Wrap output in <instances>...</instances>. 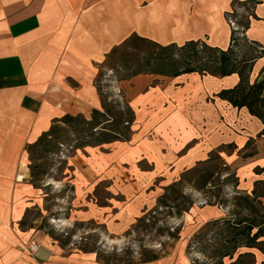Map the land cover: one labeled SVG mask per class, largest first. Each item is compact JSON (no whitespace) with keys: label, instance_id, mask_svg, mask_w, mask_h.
Listing matches in <instances>:
<instances>
[{"label":"rangeland","instance_id":"rangeland-1","mask_svg":"<svg viewBox=\"0 0 264 264\" xmlns=\"http://www.w3.org/2000/svg\"><path fill=\"white\" fill-rule=\"evenodd\" d=\"M258 3L234 0L225 15L230 27L228 46L236 43L237 52L246 43L253 46L242 51L243 58L253 59L248 72L251 82L264 69L263 62L255 71L264 46L245 35L251 21L258 19L254 13ZM162 31L153 24L148 35L133 32L107 48L88 67L94 72L88 92L93 86L105 108L115 110L126 100L134 110L135 122L128 141L75 151L71 125L59 121L54 125L59 139H49L48 144L42 139L27 149L42 132L31 131L25 138L24 168L29 171L27 181L37 192L28 199L18 226L26 233L25 254L31 240L40 252V258L37 253L28 256L30 264H60L73 256L98 264H146L158 260L163 264H264V251L243 247L244 238L226 228L228 221L264 220V134L258 131L260 120L245 109L220 101L207 90L210 76L189 73L172 78L141 73L130 77L138 65H142L138 67L141 71L147 69L144 65L152 61L147 60L150 56L167 54L177 59L187 51L181 46L188 41L179 45L155 39L163 37ZM189 41L198 42L197 50H201L202 43L208 45L200 39ZM160 46L170 49L163 51ZM97 107L101 109L102 105ZM89 113L88 103L84 112L72 115L89 118ZM177 124L189 133L199 127L201 136L215 144L213 150L200 152L194 162L179 161L193 142L185 146L163 145L164 129ZM175 137L173 133L169 142L175 143ZM171 151L176 154L174 163L167 161V157H173ZM30 167L40 173L33 180ZM192 167L197 171L184 176L188 182L182 187L192 205L179 216L175 208L168 215L167 208L157 200L164 186ZM202 177H209L205 186L193 187L200 184ZM237 197H248L256 212L244 208V202L243 207L236 205ZM167 202L172 205L171 200ZM227 247L231 258L223 256ZM151 254L156 258L150 259Z\"/></svg>","mask_w":264,"mask_h":264},{"label":"crops","instance_id":"crops-1","mask_svg":"<svg viewBox=\"0 0 264 264\" xmlns=\"http://www.w3.org/2000/svg\"><path fill=\"white\" fill-rule=\"evenodd\" d=\"M232 1L0 0V264L31 263L24 252V233L18 226L28 199L37 192L27 181L29 171L23 162L25 138L31 131L44 132L53 120L84 112L88 103L89 115L98 109V93L93 86L88 92L94 74L88 67L107 48L133 32L148 35L155 24L163 29V37H155L163 39V44L181 45L200 39L225 49L230 38L225 15ZM257 1L254 13L258 19L251 21L245 35L264 46V0ZM263 62L264 55L255 63V71ZM205 76L211 77L206 89L215 96L238 82L235 74ZM259 124L258 131L264 134V124ZM180 126L163 131V145L193 142L179 161L194 162L200 152L213 150L215 144L201 136L199 127L189 133ZM169 130L176 134L175 143L169 142L173 135ZM171 152L173 157H167V161L174 163L176 154ZM20 172L25 174L22 180L18 179ZM60 264L98 263L73 256Z\"/></svg>","mask_w":264,"mask_h":264},{"label":"trees","instance_id":"trees-1","mask_svg":"<svg viewBox=\"0 0 264 264\" xmlns=\"http://www.w3.org/2000/svg\"><path fill=\"white\" fill-rule=\"evenodd\" d=\"M197 43V41H188L183 44L181 46L183 48L182 50L186 47L187 51L185 50L177 59L167 54L158 55V57L150 56L147 60L151 59L152 61L144 65L147 69L141 71L139 68L142 67V65L140 66L137 64L139 68L136 67V72L132 73L130 77L141 73L159 74L167 77H176L189 73L218 75L221 77L237 74L238 83L231 88L221 89L216 96L226 101L233 108L246 109L249 115L258 118L264 124V69L262 73L251 82L248 78V72L251 66L250 60L253 59L242 57V51L246 48L252 49V44L246 43V45L240 47V52H237L235 51L236 43L229 45L225 50L210 47L205 43H202L201 50H197ZM160 48L166 51L170 49V46H160ZM101 105V109L92 110L89 118H85L82 115L66 114L53 120L50 128L42 132L34 143L27 145V149H32L33 146L37 145L42 139L47 140L45 144L50 142L49 139H59L60 135L57 134L58 130L54 126L58 121L64 125H71L69 129L71 136H73L72 142L74 143L73 149L75 151L116 141H128L133 132V125L135 122V113L129 102L124 100L122 105L117 106V109L111 110L104 107L101 97ZM196 171L194 167L189 168L180 174L178 180L164 186L163 192L159 196L157 203L160 205L163 203V206L168 210V215L172 213V208H175L174 213L177 216L190 209L192 199L183 193L182 188L184 183H187L188 180L183 179L184 176L193 175ZM199 173L202 174L203 172ZM39 174L40 173L35 171L33 167H30L31 180L38 177ZM208 179L209 177H205L204 179L202 177L200 184L197 185V187L193 184V187L200 188L201 186H205ZM34 187L39 186L34 184ZM168 194H170V196H168ZM168 200H171L172 205H169L170 202H167ZM242 202L246 204V207ZM234 203L239 207L244 206V208H247L252 213L256 212L255 207L251 204L252 202H250L248 197H237ZM226 228L231 229L234 235L244 238L243 247L247 249L257 247L259 250L264 251V247H260V245L264 246V240L261 239L264 237V220L258 221L254 218H244L238 222L228 221L226 223ZM236 247H234L233 252L236 251ZM225 250L226 252L223 253V256L231 258L230 249L227 247ZM245 254L248 256L252 255L249 252ZM149 258L155 259L156 256L151 254Z\"/></svg>","mask_w":264,"mask_h":264},{"label":"built area","instance_id":"built-area-1","mask_svg":"<svg viewBox=\"0 0 264 264\" xmlns=\"http://www.w3.org/2000/svg\"><path fill=\"white\" fill-rule=\"evenodd\" d=\"M26 251L28 253V255H34L37 251V245L36 242L34 240H31L26 248ZM38 264V263H37Z\"/></svg>","mask_w":264,"mask_h":264},{"label":"bare ground","instance_id":"bare-ground-1","mask_svg":"<svg viewBox=\"0 0 264 264\" xmlns=\"http://www.w3.org/2000/svg\"><path fill=\"white\" fill-rule=\"evenodd\" d=\"M23 177H25L24 172H20L19 175H18V179H19V180H22ZM24 234H26V233H24Z\"/></svg>","mask_w":264,"mask_h":264}]
</instances>
